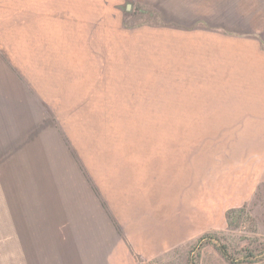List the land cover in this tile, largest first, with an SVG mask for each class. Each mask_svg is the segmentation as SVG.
Wrapping results in <instances>:
<instances>
[{
    "label": "rangeland",
    "instance_id": "rangeland-1",
    "mask_svg": "<svg viewBox=\"0 0 264 264\" xmlns=\"http://www.w3.org/2000/svg\"><path fill=\"white\" fill-rule=\"evenodd\" d=\"M36 2L54 4L61 51L82 58L76 74L71 60L70 73L45 76L53 91L38 92L46 136L61 138L60 176L79 197L87 188L77 160L98 161L117 147L126 162L139 161L141 189L152 188V219L142 206L131 228L94 240L93 256L105 258L93 264H264V106H254L264 96L240 97L218 49L227 44L214 39L242 33L243 1ZM82 136L92 140L86 153L77 150ZM4 191L0 185V264H20V251L7 247L19 243ZM85 255L77 250V264Z\"/></svg>",
    "mask_w": 264,
    "mask_h": 264
},
{
    "label": "crops",
    "instance_id": "crops-1",
    "mask_svg": "<svg viewBox=\"0 0 264 264\" xmlns=\"http://www.w3.org/2000/svg\"><path fill=\"white\" fill-rule=\"evenodd\" d=\"M241 1L238 19L242 18L243 28L237 32L242 33L214 39L227 44L218 49L227 55L229 81L243 93L240 97L258 100L264 96V0ZM45 5L36 0H0V185L13 224L10 233L19 243L7 247L20 251V264H77L78 249L86 251L85 264H93L94 258H105L104 253L93 256L94 240L100 242L118 228H131L133 214L142 206L152 219V188L141 189L145 173L140 174L139 161L126 162L117 147H108L98 161L86 162L85 154L81 163L72 150L87 188L79 197L72 194L75 183L60 176L61 138L46 136L38 92L53 91V80L45 76L62 69L70 73L71 60L76 74L75 62L82 58L77 51H61L60 19L55 18L54 4ZM29 76L40 77L41 85L34 78L29 81ZM44 80L51 85L46 87ZM78 140L77 150L86 153L92 140L85 142L83 136ZM62 234L73 239L64 241ZM78 236L84 246H77Z\"/></svg>",
    "mask_w": 264,
    "mask_h": 264
},
{
    "label": "trees",
    "instance_id": "trees-1",
    "mask_svg": "<svg viewBox=\"0 0 264 264\" xmlns=\"http://www.w3.org/2000/svg\"><path fill=\"white\" fill-rule=\"evenodd\" d=\"M218 251L220 252V254H221L226 260H230V257H229V255H228V253H227V251H226V249H225L224 247L220 246V247L218 248Z\"/></svg>",
    "mask_w": 264,
    "mask_h": 264
}]
</instances>
